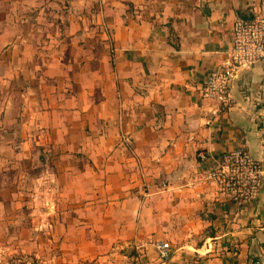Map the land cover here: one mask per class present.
Returning <instances> with one entry per match:
<instances>
[{
  "label": "crops",
  "instance_id": "crops-1",
  "mask_svg": "<svg viewBox=\"0 0 264 264\" xmlns=\"http://www.w3.org/2000/svg\"><path fill=\"white\" fill-rule=\"evenodd\" d=\"M255 10L264 0H0V253L25 220L26 252L72 264H264V175L243 208L205 179L240 145L264 170V59L227 107L201 97Z\"/></svg>",
  "mask_w": 264,
  "mask_h": 264
},
{
  "label": "built area",
  "instance_id": "built-area-1",
  "mask_svg": "<svg viewBox=\"0 0 264 264\" xmlns=\"http://www.w3.org/2000/svg\"><path fill=\"white\" fill-rule=\"evenodd\" d=\"M231 34V46L225 59L208 73L201 89L202 99L222 108L229 104V89L238 73L264 59V15L255 10L250 18H236ZM199 156L205 158L202 153ZM263 175L259 161L240 145L224 151L218 165L206 171L205 179L215 184L219 195L243 208L257 199L263 186ZM155 248L162 261L170 258L168 242L158 241Z\"/></svg>",
  "mask_w": 264,
  "mask_h": 264
},
{
  "label": "rangeland",
  "instance_id": "rangeland-1",
  "mask_svg": "<svg viewBox=\"0 0 264 264\" xmlns=\"http://www.w3.org/2000/svg\"><path fill=\"white\" fill-rule=\"evenodd\" d=\"M28 226L29 224L27 221H18L14 227L15 239H10L9 242H7L8 240L6 239L1 241V246L5 248L6 246H10L13 247V249H10L9 252L5 250V252L0 253V264H72L71 262H67V260L58 259L57 256L53 257V255L48 256L44 254H35L34 252H26L34 246H31L29 242L30 239L27 234L29 233L27 231ZM38 244L39 243H37V245ZM124 259L125 258H120L118 256H112L110 258H100L89 262L81 261L75 264H126Z\"/></svg>",
  "mask_w": 264,
  "mask_h": 264
}]
</instances>
